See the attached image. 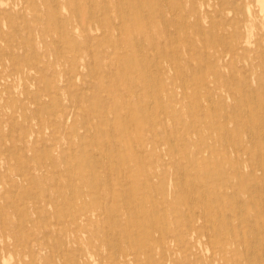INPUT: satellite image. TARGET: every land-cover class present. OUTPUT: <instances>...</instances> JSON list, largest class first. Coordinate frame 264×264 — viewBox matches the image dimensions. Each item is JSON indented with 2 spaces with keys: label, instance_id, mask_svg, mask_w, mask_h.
Returning a JSON list of instances; mask_svg holds the SVG:
<instances>
[{
  "label": "rangeland",
  "instance_id": "1",
  "mask_svg": "<svg viewBox=\"0 0 264 264\" xmlns=\"http://www.w3.org/2000/svg\"><path fill=\"white\" fill-rule=\"evenodd\" d=\"M69 1L0 0V263L264 264V208L241 210L235 184L264 197V0Z\"/></svg>",
  "mask_w": 264,
  "mask_h": 264
},
{
  "label": "bare ground",
  "instance_id": "2",
  "mask_svg": "<svg viewBox=\"0 0 264 264\" xmlns=\"http://www.w3.org/2000/svg\"><path fill=\"white\" fill-rule=\"evenodd\" d=\"M37 1H41V0H37ZM69 1V0H68ZM80 1V0H79ZM103 1V0H102ZM105 1V0H104ZM111 1V0H110ZM114 1V0H113ZM126 1V0H125ZM187 1V0H186ZM232 1V0H231ZM234 1V0H233ZM70 2V1H69ZM88 2V1H87ZM106 2H107V0H106ZM112 2V1H111ZM127 2H128V0H127ZM181 2H182V0H181ZM229 2V1H228ZM244 2V1H243ZM100 3H101V1H100ZM117 3V2H116ZM187 3V2H186ZM80 4V3H79ZM122 4V3H121ZM127 4V3H126ZM243 4V3H242ZM16 5V4H15ZM70 5V4H69ZM92 5V4H91ZM90 5V6H91ZM94 5V4H93ZM112 5V4H111ZM118 5V4H117ZM130 5V4H129ZM132 5V4H131ZM140 5V4H139ZM42 6H43V10H44V12L47 10V7H45V4L44 3H42ZM89 6V5H88ZM95 6V5H94ZM164 6V5H163ZM185 6V5H184ZM52 7V6H51ZM84 7V6H83ZM96 7V6H95ZM113 7H114V5H113ZM130 7V6H129ZM139 7V6H138ZM135 8V7H134ZM176 8V7H175ZM60 9V8H59ZM58 9V10H59ZM80 9V8H79ZM99 9V8H98ZM97 9V10H98ZM128 9V8H127ZM2 10V9H1ZM4 10V12H5V9H3ZM2 10V11H3ZM115 10V9H114ZM237 10H239V9H237ZM10 11V10H9ZM92 11V10H91ZM103 11H106V10H103ZM141 11V10H140ZM189 11V10H188ZM240 11V10H239ZM3 12V13H4ZM113 12V11H112ZM116 12V11H115ZM234 12V11H233ZM7 13V12H6ZM9 13V12H8ZM10 13H12V12H10ZM9 13V14H10ZM20 13V12H19ZM22 13V12H21ZM20 13V14H21ZM117 13V12H116ZM115 13V14H116ZM130 13V12H129ZM8 14V15H9ZM36 14V13H35ZM49 14V13H48ZM57 14V13H56ZM60 14V13H59ZM73 14V13H72ZM90 14H91V12H90ZM103 14V13H102ZM112 14H114V13H112ZM126 14V13H125ZM131 14V13H130ZM134 13H132V15H133ZM187 14V13H186ZM190 14V13H189ZM4 15V14H3ZM58 15V14H57ZM64 15V14H63ZM92 15V14H91ZM105 15V14H104ZM117 15V14H116ZM127 15H129L128 13H127ZM126 15V16H127ZM182 15H183V13H182ZM234 15V14H233ZM232 15V16H233ZM5 16V15H4ZM15 16V15H14ZM35 16H38V14H36ZM50 16V15H49ZM77 16V15H76ZM101 16V15H100ZM134 16V15H133ZM13 17V16H12ZM46 17V16H45ZM64 17V16H63ZM97 17V16H96ZM114 17V16H113ZM116 17V16H115ZM114 17V18H115ZM16 18H19V17H16ZM25 18H27V17H25ZM37 18V17H36ZM77 18V17H76ZM94 18V17H93ZM180 18V17H179ZM191 18V17H190ZM195 18V17H194ZM230 18V17H229ZM24 19V18H23ZM58 19V18H57ZM56 19V20H57ZM87 19H89V18H87ZM125 19V18H124ZM184 19V18H183ZM243 19V18H242ZM247 19H248V17H247ZM33 20V19H32ZM38 20H39V18H38ZM41 20V19H40ZM61 20V19H60ZM113 20V19H112ZM145 20V19H144ZM172 20V19H171ZM180 20V19H179ZM42 21H44V20H42ZM102 21V20H101ZM121 21V20H120ZM224 21V20H223ZM6 22H7V20H6ZM14 22V21H13ZM24 22V21H23ZM26 22V21H25ZM35 22V21H34ZM80 22V21H79ZM88 22H89V20H88ZM180 22H181V20H180ZM193 22V21H192ZM208 22V21H207ZM218 22V21H217ZM11 23V22H10ZM32 23V22H31ZM102 23V22H101ZM132 23V22H131ZM194 23V22H193ZM197 23V22H196ZM209 23V22H208ZM221 23V22H220ZM219 23V24H220ZM8 24V23H7ZM22 24V23H21ZM113 24V23H112ZM132 24H134V23H132ZM174 24V23H173ZM181 24V23H180ZM197 24H199V23H197ZM196 24V25H197ZM224 24V23H223ZM2 25V24H1ZM23 25V24H22ZM64 25V24H63ZM101 25V24H100ZM103 25V24H102ZM60 26V25H59ZM62 26V25H61ZM117 26H119V25H117ZM147 26V25H146ZM190 26V25H189ZM22 27V26H21ZM215 27H216V25H215ZM4 28V27H3ZM2 28V29H3ZM28 28V27H27ZM32 28V27H31ZM209 28V27H208ZM16 29V28H15ZM110 29H111V27H110ZM122 29V28H121ZM182 29H184L183 27H182ZM87 30V29H86ZM135 30V29H134ZM133 30V31H134ZM175 30V29H174ZM201 30V29H200ZM212 30H214V29H212ZM225 30V29H224ZM5 31V30H4ZM32 31V30H31ZM33 31H34V28H33ZM32 31V32H33ZM46 32V31H45ZM88 32V31H87ZM195 32V31H194ZM232 32H233V30H232ZM8 33V32H7ZM15 33V32H14ZM176 33V32H175ZM183 33H185V32H183ZM122 34H124V33H122ZM15 35V34H14ZM34 35V34H33ZM97 35V34H96ZM95 35V36H96ZM113 35H115V34H113ZM202 35V34H201ZM89 36V35H88ZM119 35H117V37H118ZM183 36H185V34L183 35ZM217 36V35H216ZM225 36H226V33H225ZM245 36V35H244ZM8 37H9V35H8ZM28 37V36H27ZM68 37H69V35H68ZM108 37V36H107ZM114 37V36H113ZM92 38V37H91ZM91 38H89V39H91ZM94 38V37H93ZM191 38V37H190ZM10 39V38H9ZM88 39V40H89ZM221 39V38H220ZM7 40V39H6ZM118 40H119V38H118ZM176 40V39H175ZM243 40H245V39H243ZM123 41V40H122ZM183 41V40H182ZM215 41V40H214ZM259 41V40H258ZM184 42V41H183ZM205 42V41H204ZM206 42H207V40H206ZM260 42V41H259ZM258 42V43H259ZM261 42H263V41H261ZM219 43V42H218ZM217 43V44H218ZM243 43V42H242ZM6 44V43H5ZM26 44V43H25ZM137 44V43H136ZM139 44V43H138ZM205 44V43H204ZM14 46V45H13ZM141 46V45H140ZM4 47V46H3ZM45 47H47V46H45ZM206 47V46H205ZM226 47V46H225ZM224 47V48H225ZM34 48V47H33ZM103 48V47H102ZM141 48H142V46H141ZM5 48H3L2 50H4ZM181 49V48H180ZM228 49V48H227ZM1 50V49H0ZM1 50V51H2ZM54 50V49H53ZM65 50V49H64ZM104 50V49H103ZM106 50V49H105ZM205 50V49H204ZM261 50H263V49H261ZM72 51V50H71ZM108 51V50H107ZM264 51V50H263ZM206 52H207V50H206ZM128 53H130V52H128ZM191 53V52H190ZM5 54V53H4ZM36 54V53H35ZM206 54V53H205ZM93 55V54H92ZM194 55H195V53H194ZM27 56V55H26ZM139 57H141V56H139ZM262 57V56H261ZM207 58V57H206ZM255 58V57H254ZM2 59V58H1ZM141 59V58H140ZM178 59V58H177ZM49 60V59H48ZM231 60V59H230ZM2 62V61H1ZM260 62V61H259ZM146 62H144V64H145ZM250 63V62H249ZM147 65V64H146ZM236 65V64H235ZM261 66V65H260ZM143 67H144V65H143ZM256 67V66H255ZM165 68V67H164ZM24 69V68H23ZM26 69V68H25ZM155 69V68H154ZM193 69V68H192ZM199 70V69H198ZM147 71V70H146ZM245 71V70H244ZM69 72V71H68ZM135 72V71H134ZM149 72V71H148ZM151 72V71H150ZM182 72H183V70H182ZM199 72V71H198ZM209 72V71H208ZM222 72V71H221ZM236 72V71H235ZM200 73V72H199ZM55 74V73H54ZM106 74V73H105ZM159 74V73H158ZM219 74V73H218ZM262 74V73H261ZM160 75V74H159ZM185 75V74H184ZM233 75V74H232ZM235 75V74H234ZM73 76V75H72ZM153 76V75H152ZM2 77V76H1ZM1 77H0V79H1ZM70 77V76H69ZM106 77V76H105ZM163 77V76H162ZM191 77V76H190ZM257 77V76H256ZM75 78V77H74ZM156 78V77H155ZM178 78V77H177ZM211 78V77H210ZM238 78V77H237ZM70 79H71V77H70ZM53 80V79H52ZM2 81V80H1ZM233 81V80H232ZM242 81V80H241ZM86 82V81H85ZM154 82H156V81H154ZM262 82V81H261ZM45 83V82H44ZM74 83V82H73ZM158 84V83H157ZM164 84V83H163ZM230 84V83H229ZM6 85V84H5ZM159 85V84H158ZM165 85V84H164ZM184 85V84H183ZM248 85V84H247ZM6 86H8V85H6ZM33 86V85H32ZM155 86V85H154ZM212 86V85H211ZM214 86V85H213ZM13 87V86H12ZM40 87V86H39ZM92 87V86H91ZM149 87V86H148ZM156 87H157V85H156ZM255 87V86H254ZM7 88V87H6ZM174 88V87H173ZM208 88V87H207ZM236 88V87H235ZM148 90V89H147ZM34 91V90H33ZM248 91V90H247ZM252 91H254V90H252ZM14 92V91H13ZM238 92V91H237ZM255 92H256V89H255ZM37 93V92H36ZM184 93V92H183ZM182 93V94H183ZM187 93V92H186ZM239 93V92H238ZM38 94V93H37ZM209 94V93H208ZM254 94V93H253ZM16 95V94H15ZM30 95V94H29ZM44 95V94H43ZM236 95H237V93H236ZM233 96V95H232ZM242 96H243V94H242ZM255 96V95H254ZM149 97H150V95H149ZM179 97V96H178ZM181 97V96H180ZM211 97V96H210ZM219 97H222V96H219ZM91 98H93V97H91ZM227 98V97H226ZM235 98V97H234ZM61 99V98H60ZM182 99V98H181ZM211 99V98H210ZM220 99H222V98H220ZM236 99V98H235ZM178 100V99H177ZM243 100V99H242ZM236 101V100H235ZM151 102H152V100H151ZM153 102H154V100H153ZM179 102V101H178ZM177 102V103H178ZM224 102H225V100H224ZM234 102V101H233ZM236 103V102H235ZM238 103V102H237ZM240 103V102H239ZM244 103V102H243ZM248 103V102H247ZM12 104V103H11ZM25 104V103H24ZM152 104V103H151ZM150 104V105H151ZM190 104V103H189ZM255 104H258L257 102L255 103ZM98 105V104H97ZM146 105V104H145ZM147 105H148V102H147ZM191 105V104H190ZM200 105V104H199ZM225 105H227V103L225 104ZM237 105V104H236ZM248 105V104H247ZM23 106V105H22ZM21 106V107H22ZM101 107H102V104L100 105ZM170 106V105H169ZM185 106V105H184ZM25 107V106H24ZM46 107V106H45ZM72 107V106H71ZM104 107V106H103ZM186 107H188L187 105H186ZM191 107V106H190ZM240 107V106H239ZM242 107V106H241ZM147 108V107H146ZM184 108V107H183ZM182 108V109H183ZM244 108H247L246 107V105H245V107ZM47 109V108H46ZM102 109V108H101ZM100 109V110H101ZM160 109V108H159ZM224 109H225V106H224ZM254 109V108H253ZM258 109V108H257ZM263 109H264V107H263ZM96 110V109H95ZM103 110H104V108H103ZM103 110H101V111H103ZM147 110V109H146ZM205 110H206V108H205ZM226 110V109H225ZM237 110V109H236ZM245 110H248V109H245ZM244 110V111H245ZM91 111V110H90ZM249 111V110H248ZM246 112V113H249V112ZM251 111V110H250ZM253 111V110H252ZM251 111V112H252ZM34 112V111H33ZM96 112V111H95ZM104 112V111H103ZM150 112V111H149ZM151 112H153V111H151ZM242 112H243V110H242ZM241 112V113H242ZM101 113V112H100ZM142 113V112H141ZM188 113H190V111L188 112ZM226 113V112H225ZM261 115H262V109H261ZM264 113V112H263ZM49 114V113H48ZM179 114V113H178ZM258 114V113H257ZM83 115V114H82ZM145 115V114H144ZM151 115V114H150ZM24 116V115H23ZM35 116V115H34ZM186 116H188V115H186ZM217 116V115H216ZM229 115H227L226 117H228ZM252 116V115H251ZM51 117V116H50ZM73 117H74V115H73ZM95 117V116H94ZM96 117H97V115H96ZM192 117V116H191ZM234 117V116H233ZM247 117V116H246ZM245 117V119H247ZM254 117V116H253ZM256 117H259V116H256ZM255 117V118H256ZM262 117V116H261ZM28 118V117H27ZM78 118V117H77ZM151 118V117H150ZM230 118V117H229ZM235 118H236V116H235ZM16 119V118H15ZM29 119V118H28ZM58 119V118H57ZM97 119V118H96ZM128 119H129V117H128ZM253 119V118H252ZM70 120H71V117H68L67 119H66V122H65V124L67 123H69L70 122ZM237 120V119H236ZM27 121H29V120H27ZM44 121H45V123H46V119H44ZM57 121V120H56ZM112 121V120H111ZM197 121V120H196ZM227 121V120H226ZM251 121V120H250ZM253 121V120H252ZM255 121H260V120H255ZM85 122V121H84ZM261 122V121H260ZM260 122H258V123H260ZM263 122V121H262ZM251 123V122H250ZM256 123V122H255ZM66 124V125H67ZM94 124V123H93ZM103 124V123H102ZM109 124H111V123H109ZM248 124V123H247ZM51 125V124H50ZM145 125V124H144ZM202 125V124H201ZM228 125V124H227ZM251 125V124H250ZM260 125V124H259ZM59 126V125H58ZM255 126H257V124L255 125ZM46 127V126H45ZM134 127V126H133ZM264 127V126H263ZM64 128V127H63ZM107 128V127H106ZM202 128V127H201ZM248 128H250V127H248ZM257 128V127H256ZM258 128H260V126H258ZM95 129V128H94ZM169 129V128H168ZM197 129V128H196ZM195 129V130H196ZM204 129H205V127H204ZM218 129L220 130L221 129V126L220 125H218ZM243 129V128H242ZM109 130V129H108ZM107 130V131H108ZM229 131V130H228ZM243 131V130H242ZM260 131V130H259ZM262 131V130H261ZM111 132V131H110ZM164 132V131H163ZM205 132H207V131H205ZM204 132V133H205ZM224 132H226V131H224ZM257 130H256V134H257ZM259 133V132H258ZM9 134V133H8ZM207 134V133H206ZM211 134V133H210ZM222 134V133H221ZM225 134V133H224ZM246 134V133H245ZM213 135V134H212ZM219 135V134H218ZM227 135H229V134H227ZM244 135V134H243ZM249 135V134H248ZM44 136V135H43ZM186 136V135H185ZM213 136H215V135H213ZM230 136V135H229ZM242 136V135H241ZM250 136V135H249ZM248 136V137H249ZM264 136V135H263ZM4 137V136H3ZM201 137V136H200ZM261 137V136H260ZM102 138V137H101ZM229 138H231V136L229 137ZM20 139V138H19ZM25 139V138H24ZM117 139V138H116ZM215 139V138H214ZM237 139V138H236ZM245 139V138H244ZM110 140V139H109ZM47 141V140H46ZM173 141V140H172ZM217 141V140H216ZM219 141V140H218ZM231 141V140H230ZM240 141V140H239ZM264 141V140H263ZM113 142H114V140H113ZM260 142V141H259ZM3 143V142H2ZM105 143H106V140H105ZM210 143V142H209ZM221 143H222V141H221ZM251 143H252V141H251ZM261 143V142H260ZM84 143H82V145H83ZM95 144V143H94ZM259 144V143H258ZM223 145V144H222ZM256 145V144H255ZM12 146V145H11ZM142 146V145H141ZM199 146V145H198ZM218 146V145H217ZM257 146V145H256ZM89 147V146H88ZM254 147V146H253ZM46 148V147H45ZM92 148V147H91ZM169 148V147H168ZM39 149V148H38ZM209 149H211V148H209ZM207 147L206 148H204L203 150L201 149L199 152H198V156L200 157H202L203 159H205V160H209L210 161V159L212 158V156L210 155V150H209ZM213 149V148H212ZM218 149V148H217ZM241 149V148H240ZM47 150V149H46ZM167 150H169V149H167ZM225 150V149H224ZM5 152V151H4ZM92 152H94L93 150H92ZM103 153V152H102ZM125 153V152H124ZM247 153V152H246ZM19 154V153H18ZM97 154V153H96ZM99 154V153H98ZM97 154V155H98ZM234 154V156L235 155H237L236 154V151H234V150H229V151H227V150H225V153H223V155H221V154H219V157L220 158H218L217 159V166H218V169L220 170V173L223 175V174H225V172H226V168L227 167H229V165L231 164V159H232V155ZM248 154V153H247ZM251 154V153H250ZM242 155V154H241ZM90 157V156H89ZM162 157V156H161ZM198 157V158H199ZM215 157V156H214ZM242 157V156H241ZM234 158V157H233ZM257 158V157H256ZM191 159V158H190ZM237 160V159H236ZM239 160V159H238ZM257 160H259V159H257ZM108 161V160H107ZM191 161V160H190ZM208 161V162H209ZM192 162V161H191ZM194 162H197L196 160L194 161ZM236 162V161H235ZM127 163V162H126ZM103 164V163H102ZM125 164V163H124ZM132 164V163H131ZM20 166V165H19ZM22 166V165H21ZM192 166V165H191ZM203 166H204V164H203ZM208 167H210V165L208 166ZM216 167V166H215ZM246 167V166H245ZM189 168V167H188ZM191 168H193V167H191ZM211 168V167H210ZM260 168V167H259ZM39 169V168H38ZM113 169H115L114 167H113ZM212 169H214V168H212ZM231 169H232V167H231ZM256 169V168H255ZM232 170H234V169H232ZM232 170H231V172H232ZM84 171V170H83ZM90 171V170H89ZM115 171V170H114ZM182 171V170H181ZM251 171H253V170H251ZM250 171V172H251ZM53 172V171H52ZM187 172H188V170H187ZM210 172V171H209ZM228 172V171H227ZM84 173V172H83ZM103 173H104V171H103ZM117 173H118V171H117ZM155 173V172H154ZM78 174V173H77ZM116 174V173H115ZM151 174H153V173H151ZM253 174H254V172H253ZM22 175V174H21ZM80 175H81V173H80ZM92 175V174H91ZM90 175V176H91ZM181 175V174H180ZM197 175V174H196ZM208 174H206V175H203V176H205V178L206 179H208L210 176L208 175V177H206ZM262 175V174H261ZM36 176V175H35ZM77 176V175H76ZM89 176V177H90ZM101 176V175H100ZM115 176V175H114ZM114 176H113V178H114ZM182 176V175H181ZM263 176H264V174H263ZM37 177V176H36ZM73 177H75V176H73ZM216 177V176H215ZM256 177V176H255ZM47 178V177H46ZM63 178V177H62ZM116 178V177H115ZM152 178V177H151ZM205 178H204V180H205ZM25 179H26V177H25ZM63 179H66V178H63ZM77 179H78V177H77ZM108 179V178H107ZM147 179H148V177H147ZM74 180V179H73ZM115 180V179H114ZM143 180V179H142ZM173 180V179H172ZM198 180H200V179H198ZM222 180V179H221ZM25 181V180H24ZM44 181V180H43ZM85 181V180H84ZM89 181V180H88ZM191 181V180H190ZM229 181V180H228ZM30 182H32V181H30ZM87 182V181H86ZM85 182V183H86ZM101 182V181H100ZM104 182V181H103ZM117 182H118V180H117ZM108 183V182H107ZM128 183V182H127ZM154 183V182H153ZM121 184V183H120ZM157 184H159V183H157ZM182 184V183H181ZM235 184H236V186L238 187V193H242V195H243V199H241L242 201L240 202L239 200H238V198H237V200L240 202L239 203V206H240V209L241 210H250V211H253V212H255V213H258L259 212V210H260V208H261V206H263V208H264V197L263 198H261V199H259L258 198V200H257V190H256V192L255 191H253V190H251V187L249 186V179L248 178H245L244 176H242V175H236L235 176ZM33 185V184H32ZM97 185V184H96ZM209 185V184H208ZM73 186V185H72ZM82 186V185H81ZM84 187H85V184L83 185ZM82 186V187H83ZM192 186H194V184H192ZM25 187H27V186H25ZM57 187V186H56ZM93 187H96L95 185H93ZM106 187V186H105ZM189 187V186H188ZM204 187V186H203ZM203 187H198L197 189H194V187H193V194L196 196V192H203ZM210 187V186H209ZM230 187V186H229ZM256 187V186H255ZM258 187V186H257ZM18 188V187H17ZM98 188V187H97ZM121 188V187H120ZM120 188H118V189H120ZM226 188H228L227 187V184L224 182V180L223 181H220V183H214V184H212V187L210 188V193H211V197H212V200H213V202L214 203H218V204H220L222 207H225V205L223 204L224 203V201L228 198V195H227V193H226V191L224 190V189H226ZM254 188V187H253ZM259 188H260V186H259ZM47 189H48V186H47ZM90 189H93V188H90ZM222 189H223V192H222ZM256 189V188H255ZM76 190V189H75ZM85 190V189H84ZM107 190V189H106ZM150 190V189H149ZM237 190V189H236ZM32 191V190H31ZM89 191V190H88ZM91 191V190H90ZM98 191H99V189H98ZM97 191V192H98ZM128 192H130V190H127ZM25 192V189H24V191L22 192V193H24ZM27 192V191H26ZM25 192V193H26ZM34 192V191H33ZM68 192V191H67ZM94 192H95V189H94ZM24 193V194H25ZM32 193V192H31ZM30 193V194H31ZM37 193V192H36ZM82 193H84V192H82ZM96 193V192H95ZM204 193V192H203ZM68 194V193H67ZM48 195V194H47ZM25 196V195H24ZM63 196V195H62ZM76 196V195H75ZM84 196V195H83ZM90 196V195H89ZM171 196V195H170ZM191 196V195H190ZM199 196V195H198ZM205 196V195H204ZM203 196V198L205 199L206 198V196L204 197ZM26 197H28V195H26ZM121 197H123V195L121 196ZM168 197H169V195H168ZM189 197V196H188ZM192 197V196H191ZM210 197V198H211ZM237 197V196H236ZM157 198V197H156ZM170 198V197H169ZM202 198V199H203ZM235 198V197H234ZM98 199H101V198H98ZM208 199V198H207ZM30 200H31V198H30ZM29 200V201H30ZM73 200H75V197H74V199ZM78 200H79V197H78ZM82 200V199H81ZM231 200V199H230ZM21 201H22V199H21ZM95 201V200H94ZM156 201V200H155ZM170 201V200H169ZM202 201V200H201ZM77 202V201H76ZM79 202V201H78ZM78 202L76 203V205L78 204ZM82 202H84V201H82ZM211 202V201H210ZM227 202V201H226ZM37 203V202H36ZM151 203H152V201H151ZM171 203V202H170ZM169 203V204H170ZM190 203H192L191 201H190ZM103 204V203H102ZM201 204V203H200ZM204 204V203H203ZM19 205H20V203H19ZM79 205H81V204H79ZM191 205V204H190ZM206 205V204H205ZM168 206V205H167ZM170 206V205H169ZM227 206V205H226ZM85 207V206H84ZM215 207H217V206H215ZM214 207V208H215ZM176 208V207H175ZM174 208V209H175ZM225 208H228V207H225ZM231 208H232V206H231ZM135 209V208H134ZM189 209V208H188ZM236 209V208H235ZM27 210V209H26ZM43 210V209H42ZM70 210V209H69ZM190 210V209H189ZM223 210H225V209H223ZM229 210V209H228ZM40 211V210H39ZM44 211V210H43ZM74 211V210H73ZM214 211V210H213ZM213 211H211V212H213ZM226 211H227V209H226ZM236 211H238V210H236ZM189 212V211H188ZM219 212H220V210H219ZM240 212V211H239ZM238 212V213H239ZM40 213V212H39ZM71 213V212H70ZM74 213V212H73ZM214 213V212H213ZM261 213V212H260ZM263 213H264V210H263ZM20 214H22V213H20ZM36 214V213H35ZM68 214H69V212H68ZM98 214V213H97ZM152 214V213H151ZM208 214V213H207ZM94 214H93V212H90V214L89 215H87V214H83L82 216H80V217H78V215H77V217L76 218H73V225L76 223V227L77 228H81V227H83L84 226V228H88L89 226H90V219H91V217L93 216ZM99 215V214H98ZM164 215V214H163ZM190 215V214H189ZM230 215V214H229ZM21 216V215H20ZM70 216H71V214H70ZM141 216V215H140ZM225 216V215H224ZM73 217V216H72ZM210 217V216H209ZM220 217V216H219ZM226 217V216H225ZM19 218V217H18ZM211 218V217H210ZM209 218V219H210ZM215 218V217H214ZM217 218H218V216H217ZM212 219V218H211ZM70 220H72V219H70ZM215 220H216V218H215ZM252 220V219H251ZM20 221V220H19ZM153 221V220H152ZM209 221V220H208ZM211 221V220H210ZM249 221V220H248ZM25 222V221H24ZM79 222V223H78ZM224 222H227V219H226V221H224ZM231 222V221H230ZM240 222V221H239ZM257 222V221H256ZM260 222V221H259ZM263 222V221H262ZM19 223V222H18ZM148 223V222H147ZM213 223H214V221H213ZM217 223V222H216ZM215 223V224H216ZM244 223V222H243ZM249 223H251V222H249ZM25 224V223H24ZM23 224V225H24ZM145 224V223H144ZM191 224V223H190ZM239 224V223H238ZM27 225V224H26ZM58 225H60V223H58ZM63 225V224H62ZM79 225V226H78ZM108 225V224H107ZM209 225H211L210 223H209ZM253 224H250V227L252 226ZM264 225V224H263ZM25 226V225H24ZM28 226V225H27ZM53 226V225H52ZM148 226V225H147ZM216 226H218V224L216 225ZM238 226V225H237ZM21 227V226H20ZM20 227H19V229H20ZM26 227V226H25ZM43 227H44V225H43ZM153 227H154V225H153ZM254 227V230H256V228H258V227H255V226H253ZM35 228V227H34ZM232 228V227H231ZM238 228H240V226H238ZM241 228H242V226H241ZM27 229H28V227H27ZM70 229V228H69ZM108 229V228H107ZM197 229V228H196ZM220 229V228H219ZM246 229H248V228H246ZM22 230V229H21ZM38 230V229H37ZM41 230V229H40ZM40 230H38V231H40ZM71 230V229H70ZM69 230V231H70ZM118 230V229H117ZM162 230V232H163V229H161ZM165 230H166V228H165ZM20 231V230H19ZM46 231V230H45ZM51 231V230H50ZM58 231V230H57ZM68 231V232H69ZM90 231V230H89ZM248 231V230H247ZM259 231V230H258ZM47 232V231H46ZM49 232V231H48ZM84 231H82V233H83ZM115 232H116V230H115ZM167 232V231H166ZM165 232V233H166ZM16 233V232H15ZM85 233V232H84ZM157 233V232H156ZM224 233V232H223ZM248 233H251V232H248ZM261 233V232H260ZM251 234H253V233H251ZM45 235V234H44ZM43 235V236H44ZM49 235V234H48ZM65 235H68V234H65ZM114 235V234H113ZM178 235V234H177ZM189 237L190 238H194V239H196L197 238V234L194 232V231H190L189 232ZM249 235V234H248ZM254 235V234H253ZM259 235V234H258ZM52 236V235H51ZM72 236V235H71ZM75 236H76V233H75ZM164 236H165V234H164ZM32 237V236H31ZM47 237V236H46ZM53 237V236H52ZM229 237H230V235H229ZM44 238V237H43ZM61 238H62V236H61ZM60 238V239H61ZM69 238V237H68ZM256 238V237H255ZM48 240H49V238H47ZM46 239V240H47ZM59 239V240H60ZM78 239V238H77ZM76 239V240H77ZM243 239V238H242ZM254 239V238H253ZM36 240V239H35ZM63 240V239H62ZM71 240H73V239H71ZM229 240V239H228ZM21 241H22V239H21ZM44 241V240H43ZM74 241V240H73ZM149 241H150V239H149ZM242 241L243 240H241V244L243 245L244 244V242L242 243ZM254 241V240H253ZM40 242V241H39ZM53 242H55V241H53V239H52V243ZM59 242H61V241H59ZM80 242V241H79ZM105 242V241H104ZM125 242V241H124ZM210 242V241H209ZM252 242V241H251ZM257 242V241H256ZM256 242L254 243V244H256ZM32 243V242H31ZM43 243V242H42ZM41 243V244H42ZM48 243V242H47ZM46 243V244H47ZM55 243H57V242H55ZM63 242H61V244H62ZM110 243H111V241H110ZM113 243V242H112ZM112 243H111V245H112ZM126 243V242H125ZM228 243V242H227ZM253 243V242H252ZM252 243H250V244H252ZM264 243V242H263ZM262 243V244H263ZM22 244V243H21ZM45 244V243H44ZM60 244V245H61ZM64 244V243H63ZM67 244V243H66ZM69 244V243H68ZM152 244V243H151ZM161 244V243H160ZM35 245V244H34ZM36 245H38V243L36 244ZM51 245V244H50ZM180 245V244H179ZM41 246V245H40ZM48 246V245H47ZM53 246V245H52ZM63 246V245H62ZM69 246V245H68ZM80 246V245H79ZM105 246V245H104ZM103 246V247H104ZM110 246V245H109ZM161 246H163V245H161ZM251 246V245H250ZM22 247V246H21ZM20 247V248H21ZM42 247V246H41ZM64 247V246H63ZM63 247H62V250H63ZM112 247V246H111ZM179 247V246H178ZM252 247V246H251ZM35 248H37V247H35ZM58 248V247H57ZM56 248V249H57ZM101 248V247H100ZM105 248V247H104ZM103 248V249H104ZM162 248V247H161ZM238 248V247H237ZM243 248H244V246H243ZM46 249V248H45ZM50 249H52V248H50ZM58 249H60V248H58ZM67 249V248H66ZM240 249V248H239ZM244 249H246V247L244 248ZM250 249V248H249ZM6 250H8V249H6ZM30 250V249H29ZM47 250H49V249H47ZM80 250V249H79ZM78 250V251H79ZM109 250V249H108ZM254 250V249H253ZM262 250H263V248H262ZM53 251H54V248H53ZM60 252H62L61 250H59ZM104 251V250H103ZM148 251V250H147ZM163 251H164V249H163ZM167 251V250H166ZM240 251V250H239ZM65 252H67V250L65 251ZM70 252V251H69ZM105 252V251H104ZM107 252V251H106ZM109 252V251H108ZM116 252V251H115ZM213 252V251H212ZM263 252V251H262ZM261 252V253H262ZM31 254H30V256L32 255L33 257H35L34 259L35 260H37V262L36 263H38V264H41L42 262H43V257H42V254H39L38 255V253L37 252H34V251H32V252H30ZM54 253V252H53ZM75 252H73V254H74ZM78 253V252H77ZM240 253V252H239ZM257 253V252H256ZM264 253V252H263ZM61 254H63V253H61ZM70 254H71V252H70ZM110 254H111V252H110ZM53 255H55V254H53ZM66 255V254H65ZM67 255H68V252H67ZM79 255V254H78ZM108 255V254H107ZM112 255H113V253H112ZM173 255V254H172ZM262 255V254H261ZM77 256V255H76ZM84 256V255H83ZM89 256V255H88ZM104 256V255H103ZM59 257V256H58ZM75 257V256H74ZM101 257H102V255H101ZM111 257V256H110ZM195 257V256H194ZM245 257V256H244ZM52 258V257H51ZM77 258V257H76ZM85 258V257H84ZM104 258H106V257H104ZM117 258V257H116ZM137 258H138V256H137ZM251 258H252V256H251ZM72 259V258H71ZM110 259V258H109ZM258 259V258H257ZM48 260V259H47ZM53 260H54V258H53ZM72 260H74V259H72ZM76 260V259H75ZM114 260V259H113ZM116 260V259H115ZM114 260V261H115ZM78 261H79V258H78ZM84 261H87L86 259L84 260ZM112 261V260H111ZM144 261V260H143ZM210 261V260H209ZM253 261H254V259H253ZM252 261V262H253ZM47 262V261H46ZM49 262V261H48ZM69 262V261H68ZM76 262V261H75ZM91 262H92V260H91ZM108 262V261H107ZM106 262V263H107ZM157 262V261H156ZM176 262V261H175ZM256 262V261H255ZM2 263V262H1ZM0 263V264H1ZM53 263V262H52ZM87 263V262H86ZM113 263V262H112ZM149 263V262H148ZM243 263V262H242ZM3 264V263H2ZM27 264V263H26ZM109 264V263H108ZM155 264V263H154Z\"/></svg>",
  "mask_w": 264,
  "mask_h": 264
}]
</instances>
